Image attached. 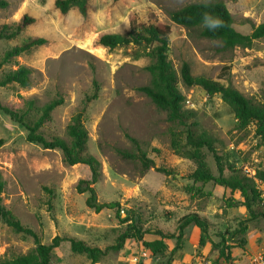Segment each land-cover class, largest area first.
Returning a JSON list of instances; mask_svg holds the SVG:
<instances>
[{
  "label": "rangeland",
  "instance_id": "obj_1",
  "mask_svg": "<svg viewBox=\"0 0 264 264\" xmlns=\"http://www.w3.org/2000/svg\"><path fill=\"white\" fill-rule=\"evenodd\" d=\"M6 1L8 7L0 9V28L17 24L25 15L33 22L16 37L0 39V61L8 50L31 38H43L45 43L0 68V79L19 66L33 71L29 88L0 87V102L12 106L22 97L23 110L33 101L34 120L47 103L62 97L63 105L42 132L66 140L71 119L84 110L87 152L102 165L95 185L98 203L119 204L100 212L87 207L88 194H80L77 186L90 179L89 167L69 166L60 150L30 143L25 128L0 111L2 204L15 218L45 245L56 236L74 237L106 251L117 245L131 221L152 231L143 242L164 244L153 254L142 242L127 240L121 251L108 250L96 264H259L264 256L263 199L251 201L256 213L252 217L239 192L215 182H195L191 176L198 168L218 177V166L206 147L187 146L186 136L209 135L223 160L225 176L233 168L250 178L256 170H264V139L253 124L238 128L233 110L220 94L209 96L201 87L185 86L182 69L187 65L193 76L233 86L264 103V38L250 48L226 49L202 37L200 29L188 30L171 20V12L204 0H89L87 17L76 8L63 14L57 0ZM210 2L225 4L234 28L243 34L264 23V0ZM133 15L139 23L153 15L171 27L168 60L177 75V88L191 101L190 107L183 104V110L193 112L185 124L170 122L167 113L139 91L152 78L147 67L154 59L148 46L109 49L99 44L103 35L127 34ZM94 94L96 98L86 103ZM124 154L133 158L144 154L154 167L145 170L139 160ZM255 182L263 193L264 184ZM190 214L207 219V233L191 225L179 242L153 233L177 234L179 221ZM126 219L131 221L125 223ZM222 243L228 247L227 259L219 256ZM35 248L34 238L17 233L0 218V262L34 253ZM50 264L93 263L63 241L52 252Z\"/></svg>",
  "mask_w": 264,
  "mask_h": 264
},
{
  "label": "trees",
  "instance_id": "obj_2",
  "mask_svg": "<svg viewBox=\"0 0 264 264\" xmlns=\"http://www.w3.org/2000/svg\"><path fill=\"white\" fill-rule=\"evenodd\" d=\"M119 1V0H114ZM6 0H0V9L8 7ZM57 8L66 14L72 8H76L83 17H87L89 0H57ZM207 12L213 17L223 21V27L215 31H210L206 27H202L203 14ZM171 20L177 25L183 26L188 30L200 29V35L210 40L218 41L226 49L250 48L256 40L264 38V23L257 27H253L250 34H243L234 28V20L225 4L221 2L193 3L183 7L180 10L170 13ZM33 20L28 16L13 25H3L0 28V39H12L16 37L26 26L30 25ZM171 36V27L168 24L160 22L157 17L150 16L147 22L139 23L133 15L130 17V29L127 34H106L100 37L99 44L109 49H116L127 45L141 46L146 45L151 49V55L154 62L147 67L151 74V82L149 85L139 88V91L146 95L160 110L165 111L170 122H178L185 124L193 115L192 111L183 110L185 97L177 88V75L172 69L168 60V47ZM45 43L43 38H31L20 46H15L8 50L3 59L0 61V68L10 63L13 58L19 57L22 53L33 48L39 47ZM32 69L26 66H19L17 69H11L5 73L0 79V87L10 84H17L22 88L31 86ZM183 83L187 87L198 86L207 92L209 96L220 94L222 100L233 110L237 120L239 129H246L250 124L255 126L258 135L264 139V103L258 102L253 98H248L233 86H225L219 82L213 81L205 76H193L190 68L185 65L182 69ZM96 94L92 98H87L86 103L96 98ZM21 104L25 101L20 98ZM20 103L12 106L3 105L0 102V111L8 115L13 121L21 125L28 132L27 140L30 143L40 145L47 150H60L63 161L69 166L77 164L87 165L91 171L89 180H81L77 186L80 194L87 193V207L100 212L108 208L118 207L117 203L100 204L97 200L95 185L100 181L102 176V165L92 155L87 152L88 131L83 123L84 110L78 112L70 121L67 127V137L64 139L58 136L47 137L42 128L51 120L52 113L64 103L62 97L47 103L41 113L34 120L31 118L33 109V101L27 102V108L21 109ZM132 143L138 146L137 140L129 136ZM1 145V142H0ZM186 145L195 149L206 147L214 156L219 176L216 177L210 172L198 168L193 174L192 179L198 183L207 184L215 182L220 186L229 188L232 192H239L244 198V205L252 217H256L255 211L252 209L251 201L259 200L261 193L256 189V182L264 183V170H256L253 177H247L240 171L229 168V176H225L226 168L221 156L215 147V140L209 135L203 133L195 135L188 132L186 136ZM141 150V149H140ZM130 160H139L145 170L154 167L153 160L146 158L144 154L139 158H133L131 154H124ZM5 183L0 171V218L17 233L24 236L32 237L35 240L36 248L34 253L21 255L12 259L0 262V264H50L52 260V252L57 249L61 242L68 241L74 253L86 255L93 264H96L106 255L108 250L116 252L121 251L127 240H135L142 242L143 245L153 254L162 250L163 241L156 240L153 242H143L144 237L152 234L150 230H144L135 221L126 219L125 223H129L126 231L119 237L115 246L102 251L98 247H92L80 239L74 237L56 236L50 245L41 243L34 231L24 227L19 220L2 204V194L4 192ZM194 225L207 233L209 222L198 214H190L184 216L178 224L177 234H165L161 230H155L153 233L165 239H176L178 242L185 237L186 229ZM224 242V241H223ZM203 244V242H202ZM220 257L228 258V247L222 243ZM170 264V263H168Z\"/></svg>",
  "mask_w": 264,
  "mask_h": 264
},
{
  "label": "clouds",
  "instance_id": "obj_3",
  "mask_svg": "<svg viewBox=\"0 0 264 264\" xmlns=\"http://www.w3.org/2000/svg\"><path fill=\"white\" fill-rule=\"evenodd\" d=\"M205 4L207 5L210 3V0H204ZM202 27H206L210 31H215L218 28L223 27V21L219 18L213 17L210 13L205 12L202 17Z\"/></svg>",
  "mask_w": 264,
  "mask_h": 264
},
{
  "label": "built area",
  "instance_id": "obj_4",
  "mask_svg": "<svg viewBox=\"0 0 264 264\" xmlns=\"http://www.w3.org/2000/svg\"><path fill=\"white\" fill-rule=\"evenodd\" d=\"M184 104L188 107H190V105H191V101L189 100V99H185V101H184ZM260 182V181H259ZM261 184H264V183H262V182H260ZM261 198L263 199V203H264V192L263 193H261ZM122 213H124V211H122ZM259 264H264V256H261L260 257V260H259Z\"/></svg>",
  "mask_w": 264,
  "mask_h": 264
}]
</instances>
